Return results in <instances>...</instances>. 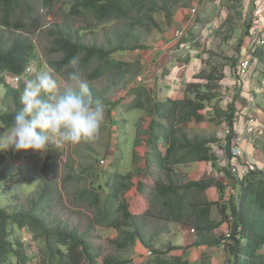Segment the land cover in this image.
Instances as JSON below:
<instances>
[{
    "label": "rangeland",
    "instance_id": "obj_1",
    "mask_svg": "<svg viewBox=\"0 0 264 264\" xmlns=\"http://www.w3.org/2000/svg\"><path fill=\"white\" fill-rule=\"evenodd\" d=\"M191 1L181 0L179 5L174 6L170 11L172 12L170 17L167 11H161L162 1L157 2L158 11L149 16L153 21L147 17L145 25L136 27L133 35L127 40L126 46L129 49L112 55L117 61L132 63L130 72L123 80L119 81L117 78L109 82L106 78V80L89 81L88 75L98 66L97 62L82 71L94 98L101 100L105 105V121L97 139L59 146L50 144L48 152L43 156L33 151L8 150L3 152L6 160L0 170L6 176L0 180L1 208L11 213L20 210L23 206L30 207L29 199L36 198L42 189H53L52 202L48 206L47 213L51 214V219L65 224L70 229L77 230L80 234L89 236L93 247L101 250V258L97 260V264H102L103 258L108 257H114L126 264H136L139 261L138 258L142 256L136 245L118 250L111 244L112 241L118 239V231L94 225L97 211L86 204H81L80 194L86 190L95 191L101 195L104 204L107 194L101 189L106 186L107 179H111L115 172L122 174L124 171L127 172L128 170L125 169L132 167L134 161L136 162L134 152L139 151L135 141L148 127V121H151L147 113L149 106L145 99L143 103L146 104V110H134L127 113V105L134 98L133 91L137 87L147 85L149 90L156 91L157 97H162L163 92L158 89L159 85H167L166 81H174V78L178 76L181 79L179 81V85H182L180 86L181 91L179 94L180 87L175 88L174 93L183 98L182 90L185 92L190 83L199 82L194 77L201 71L204 69L208 71L210 65L223 67L226 78L220 83L221 89L217 90L214 95L222 99L219 107L229 112L230 105L234 103L235 93L241 85L235 77L236 73L251 46L247 26L251 21L255 3L252 4V0H207L205 6L200 9V15H196V19H211L213 23L205 26L201 32L196 23L191 31V34L199 37L197 42L200 45L199 48L195 47V43H193L194 48H178V41L177 45L171 46L170 41L175 40L174 32L180 29L177 18L180 13H185L191 7ZM75 2L76 0H58L52 8L39 7L37 16H39L41 28L29 35L36 46L31 67H28L30 72L20 77L18 81H12L11 75H7L6 83L14 85L21 93L26 83L34 77L38 64L41 63V69H53L60 86H64L65 72H56L51 65L52 62L60 61L63 57V54L51 51L54 38L50 33L57 27L73 36L79 34L86 45L97 44L107 51L116 47L120 41L117 32L125 33L129 30L130 22L126 20L99 22L91 14L75 15L73 12ZM33 4L39 5V0H33ZM134 17L132 15L130 18ZM188 24L191 28L194 25V18ZM77 59L80 61L81 56ZM179 68H184L183 72L177 73ZM263 69L264 66L261 65L255 73L256 77L261 75L264 78ZM187 70L194 74H191V77L187 76ZM246 87L252 88L249 85ZM255 87L258 88L255 89ZM252 89L255 99L249 100V104L254 101L259 115L264 117V84L254 85ZM5 96L6 90L0 86V110L3 113H9L13 110L11 108L13 104L6 105ZM216 126L212 125L206 134L201 133L200 135L214 138L218 131L223 133L222 127L219 125L216 129ZM5 131V126L0 123V134ZM185 131H188L189 139H192L194 133L198 132V130L193 132L192 129ZM260 144H262L261 148L264 153V142ZM216 153L220 158V153L218 151ZM106 156H115L114 162L118 159V164L113 166V162V164L109 163L102 167L100 163ZM52 162L53 165L48 173L44 172L45 165ZM124 200L128 204L126 193ZM14 231L15 237L23 240L26 254L29 257L27 264H43L44 255L40 253V250L45 248L43 241L35 239L28 229L15 228ZM17 263L16 258H9L8 264ZM84 264L90 263L85 262Z\"/></svg>",
    "mask_w": 264,
    "mask_h": 264
},
{
    "label": "trees",
    "instance_id": "obj_2",
    "mask_svg": "<svg viewBox=\"0 0 264 264\" xmlns=\"http://www.w3.org/2000/svg\"><path fill=\"white\" fill-rule=\"evenodd\" d=\"M57 1L39 0V5H34L33 0H0V86L6 90L5 104H13L11 107L13 110L9 113H3L0 110V123L6 129L20 108L19 97L21 94L14 85L6 83V76H21L31 65L36 46L29 35L41 28L40 19L37 16L39 7L49 9ZM161 1V11H167L169 17L172 14L170 12L172 8L181 2V0ZM157 2L159 0H76L75 11H73L75 15L91 14L99 22L126 20L130 22L129 30L125 33L117 32L120 41L116 47L107 51L97 44L86 45L79 34L73 36L56 26L57 28L50 33L54 38L51 51L61 53L63 57L60 61L52 62V67L56 72H62L72 57L81 56L79 64L82 71L87 70L92 63H98V66L92 69L88 75L89 81L106 80V78L109 82L110 80L113 82L117 78L119 81L123 80L130 72L132 63L117 61L113 59L112 55L129 49L126 46L127 40L133 35V30L136 27L145 25L147 17L153 21L149 16L158 11ZM132 15L135 16L133 19L130 18ZM210 22L211 19L200 20L198 23L199 32ZM250 25L251 21L247 26V35ZM191 31L182 40V44L193 41L195 47L199 48L200 45L197 43L199 37L191 34ZM256 55L264 66V50ZM194 78L199 82L190 83L185 98L181 100H157L145 87H137L133 91L134 98L127 105V113L145 109L144 99L148 103L147 113L152 118L149 130L146 132L150 153L156 152L160 139L163 138L169 144L166 152L168 160L185 151L177 161L178 163L216 161L212 149L213 146L221 144V141L215 137L201 136L189 139L183 133L181 126L192 120L201 122L204 118L200 113L205 111L213 115L209 118L210 123L221 125L225 122L233 127L236 118L235 102L238 95L233 98L234 103L230 105L229 112H225L219 107L222 99L215 97L214 94L221 89L220 83L226 78L223 67L210 65L208 71L204 69ZM209 108L211 110L208 112ZM231 139L232 136L227 138L228 152H230ZM140 144L141 141L138 137L135 145L137 147ZM135 159L137 161L136 156ZM5 160V154L0 152V168ZM151 162H154L158 168H164L162 159L156 158L154 161L148 159V163ZM116 164H118V159L113 166ZM52 165L53 162L47 163L43 171L48 173ZM5 176L6 174L0 170V180ZM132 179L133 174L120 172H115L111 179H107L106 186L101 189L107 194L104 204L101 195L95 191L86 190L80 194L81 204H86L97 211L95 226L118 231V239L111 242L118 250L128 249L139 239H143L138 217L130 212L129 206L124 200L125 193L131 187ZM240 184L237 201L233 200L229 205L220 206L227 225H229L230 219H233L231 238L226 245L229 254L227 264H264V172L250 173L240 181ZM213 185V181L190 182L185 188L187 190H206ZM52 195L53 189H42L36 198L29 199L30 207L23 206L20 210L11 213L0 207V264H8L10 257L16 258L17 264H27L29 261L22 238L15 237V228L28 229L35 239L43 241L45 248L40 250V253L44 255L43 264H84L85 262L97 264V260L101 258V250L93 247L89 236L80 234L77 230L70 229L65 224L51 219V214L47 213L48 206L52 202ZM213 205L205 203L203 210H200L197 205H193L188 218H194L199 225L203 224V226H196L197 229L213 230L219 226L217 224L206 225ZM227 211H230L229 214ZM181 214L180 211L178 217H181ZM224 239L225 235H222L220 239L215 240V244H221ZM157 253L163 254L164 252L158 251ZM161 256H157L148 264L153 262L161 264ZM178 261L180 259L175 258L174 262ZM102 264H126V262L108 257L103 258Z\"/></svg>",
    "mask_w": 264,
    "mask_h": 264
},
{
    "label": "crops",
    "instance_id": "obj_3",
    "mask_svg": "<svg viewBox=\"0 0 264 264\" xmlns=\"http://www.w3.org/2000/svg\"><path fill=\"white\" fill-rule=\"evenodd\" d=\"M254 1H251L252 4H254ZM206 2L207 0H192L191 7L185 13H180L177 18L179 28L185 27L192 19L190 10L193 7L197 9V15H200V9L205 6ZM199 21L200 19H196L195 17L194 25L190 28V31L195 28L196 23L198 25ZM211 23H213V20L206 26ZM177 41L176 39L172 40L169 45H177ZM193 43L191 41L182 44V41H178V48L184 44H188L189 49L191 47L194 48ZM183 69L179 68L177 73L183 72ZM191 74L194 73L187 70V76L191 77ZM236 79L241 84L240 89L235 93L238 95V99L235 102L238 113L237 124L242 126L245 123V115L240 113L247 111V107L250 105L249 100L255 99L252 88L254 85L264 84V78L261 75L256 77L255 74L248 79L243 80L237 77ZM180 80V77L177 76L174 78V81H166L167 85H159L158 89L163 92L162 97H157L156 91L149 90L147 85H143V87L149 90L152 95L154 94L153 97L157 100L183 99L186 90L185 92L182 90L184 96L181 98L179 96L181 91L180 86H182L179 85ZM246 85L252 88H247ZM175 88H179V94L174 93ZM200 114L204 118L201 122L192 120L181 126L183 133L188 138H190L187 134L188 131L185 130L192 129L193 132L198 130V132L194 133L193 137H195L201 136V133L206 134V131H209L212 125L215 126V124L209 122L210 112L203 111ZM151 121H148V127L142 131L143 134L139 137L141 144L137 146L138 148L136 147L139 152H134L137 161H134L132 167L125 169L128 170L127 172L133 174L131 187L126 193L129 210L138 217V222L143 232V239H139L134 244L140 249V256H142L138 258L139 261L136 264H148L159 255H162L161 264H227L229 260L227 248L221 244H215V240L220 239L228 229L227 221L220 206L229 205L233 200L237 201L241 184L230 173L228 166L223 164L224 155L219 158L216 153V151L221 153L225 145L223 133L218 131L215 135V138L221 141V144L213 146L212 149L216 157L215 162L178 163L177 161L185 151L172 156L170 160L166 159L169 144L163 138L160 139L156 152L154 154L150 153L146 132L149 130ZM217 126L219 127V125ZM217 126L215 127L216 129ZM240 126L235 131L236 135L239 134L238 130H241ZM261 142H264V140L258 142L256 147L252 145L248 146L247 152L253 161L258 163L259 170L264 172V153L262 152ZM156 158L164 161L162 162L164 168H158L154 162L148 163V159L154 161ZM127 172L124 171V173ZM201 181H213L214 185L206 190H187L185 188L190 182ZM205 203L214 204L211 207L210 218L206 220V225L208 226L219 225L213 230H199L196 227L199 223L194 218H188L193 205H197L200 210H203L205 209ZM180 204H182V207H180ZM180 211L182 214L181 217H178ZM229 212L227 211L228 214ZM199 226H203V224ZM193 229L195 230L194 233L192 232ZM148 250L154 252L153 257L148 258ZM158 251L164 253L158 254ZM175 258H179L180 261L174 262ZM152 264H158V262H153Z\"/></svg>",
    "mask_w": 264,
    "mask_h": 264
},
{
    "label": "clouds",
    "instance_id": "obj_4",
    "mask_svg": "<svg viewBox=\"0 0 264 264\" xmlns=\"http://www.w3.org/2000/svg\"><path fill=\"white\" fill-rule=\"evenodd\" d=\"M63 71V87L51 68L37 70L26 83L19 97V110L0 134V152L33 151L43 156L50 144L98 138L105 121V105L94 98L77 57H72Z\"/></svg>",
    "mask_w": 264,
    "mask_h": 264
},
{
    "label": "built area",
    "instance_id": "obj_5",
    "mask_svg": "<svg viewBox=\"0 0 264 264\" xmlns=\"http://www.w3.org/2000/svg\"><path fill=\"white\" fill-rule=\"evenodd\" d=\"M255 6L252 12L251 25L248 33L249 47L248 55L242 59L238 72L236 73L239 79H248L249 77L255 75L256 71L260 69L263 65L256 53L264 50V0H255ZM192 18L197 15V9L193 8L191 10ZM192 27V26H191ZM190 32L189 24L186 27L176 29L174 32V38L179 42L182 41ZM188 48V44L182 45V48ZM31 67V66H30ZM29 67V68H30ZM257 67V69H255ZM29 68L25 71L23 75L30 72ZM255 69V70H254ZM21 76H11L12 81H18ZM16 83V82H15ZM211 108L208 109L210 111ZM256 103L253 101L252 104L248 106L247 111H242L240 114L245 115V123L240 126L237 118L234 119V126L231 127L227 123L223 122L221 124L223 138L225 139V145L222 148L220 155H224V165L228 166L230 173L239 181L243 180L250 173L257 172L259 170V165L248 154V146L252 145L256 147L257 143L264 140V118L259 114ZM240 126L241 130H238L239 134L236 135L235 131ZM232 136L230 152L227 151V138ZM114 157H107L101 161V166L104 167L109 163H113ZM233 229V219H230L228 229L226 231L225 239L221 242L226 248L231 238V232ZM194 233L195 230L193 229ZM148 258L154 256V252L150 250L148 253Z\"/></svg>",
    "mask_w": 264,
    "mask_h": 264
},
{
    "label": "water",
    "instance_id": "obj_6",
    "mask_svg": "<svg viewBox=\"0 0 264 264\" xmlns=\"http://www.w3.org/2000/svg\"><path fill=\"white\" fill-rule=\"evenodd\" d=\"M41 69V63L38 64V70Z\"/></svg>",
    "mask_w": 264,
    "mask_h": 264
}]
</instances>
